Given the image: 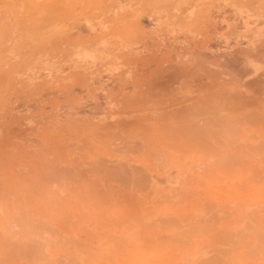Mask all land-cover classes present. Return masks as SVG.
I'll return each mask as SVG.
<instances>
[{"label":"rangeland","instance_id":"374dc122","mask_svg":"<svg viewBox=\"0 0 264 264\" xmlns=\"http://www.w3.org/2000/svg\"><path fill=\"white\" fill-rule=\"evenodd\" d=\"M0 264H264V0H0Z\"/></svg>","mask_w":264,"mask_h":264}]
</instances>
